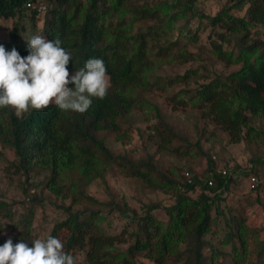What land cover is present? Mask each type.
<instances>
[{
    "label": "trees",
    "instance_id": "16d2710c",
    "mask_svg": "<svg viewBox=\"0 0 264 264\" xmlns=\"http://www.w3.org/2000/svg\"><path fill=\"white\" fill-rule=\"evenodd\" d=\"M228 1L230 7L244 9L245 15L230 14L224 7L215 15H204L203 25H178L182 42L180 37L173 39V24L188 13L194 14L195 0H46L43 12L39 0H0L1 18L19 20L28 14L34 27L41 13L40 35L62 41L61 46L71 53L70 73L83 68L88 59L100 58L111 79L107 96L93 98L83 114L51 105L41 111L30 109L18 118L13 109H0V142L12 147L15 169L28 176L38 169L45 174L43 187L55 197L69 200L66 216L54 223L49 234L64 243L76 264H141L139 255L155 264H222L217 256L223 252L206 235L223 214L219 204L232 183L231 175L211 169L206 176L212 180L210 185L198 179L189 181L184 173L185 180L179 181V169L172 177L147 159L134 161L114 153L98 132L110 131L122 143L130 141L133 112L150 104L146 95L175 83L184 84L194 73L190 68L164 78L158 70L173 57L181 63L193 59L186 46L197 43L204 28L216 57L239 66L228 74L203 78L191 87L185 85L177 104L190 102L201 109L233 142L264 143V130L252 124L256 119L264 121V39L243 41L251 25H264V0ZM217 27L223 30L217 31ZM18 33L17 27H12L8 39H0V44L8 51L15 47L26 57L28 39H19ZM234 35H239L237 49L223 48ZM149 112L156 118L151 128L158 135L160 152L179 156L203 153L200 144L190 143L163 119L155 103ZM251 161L264 168V155L259 153ZM111 165L147 187L171 191L174 201L164 207L166 219L152 213L155 205H147L141 215L132 216L122 232L104 233L99 222L103 208L97 206L87 187L95 179H103ZM198 184L201 189L192 196ZM1 204L4 217L9 216V205ZM260 204L264 210V199ZM76 205L78 209L72 210ZM29 217L25 215L20 225L8 231L0 223V245L11 238L14 244L24 241L32 246ZM250 230L241 217L228 218L222 241L229 245L230 264H244ZM126 240L124 249L115 246ZM256 244L255 254L263 258L264 237ZM77 251L83 252L82 262L76 259Z\"/></svg>",
    "mask_w": 264,
    "mask_h": 264
},
{
    "label": "rangeland",
    "instance_id": "374dc122",
    "mask_svg": "<svg viewBox=\"0 0 264 264\" xmlns=\"http://www.w3.org/2000/svg\"><path fill=\"white\" fill-rule=\"evenodd\" d=\"M147 1L152 3L161 0ZM230 3L228 0H195L194 14L188 13L173 24V39L180 37L184 42L178 32V25L186 22L190 25H203L206 23L204 15H215L224 7L230 14L245 15L244 9L237 10L233 6L230 7ZM39 4L43 12L46 0H39ZM41 18L40 13L33 27L28 14L19 20L0 17V39L7 40L12 27H17L19 39H30L33 35H40ZM20 26H24L25 30L19 29ZM203 29L199 32V41L186 46L193 52V59L181 63L179 59L173 57L172 60H165L158 70L164 78L182 74L190 68L194 73L190 74L184 84L175 83L146 95L150 104H147L143 110L133 112L131 140L122 143L115 138L114 133L106 130L98 132V136L103 138L105 144L114 153L124 154L134 161L147 159L158 171L166 172L172 177L175 175V170L179 169L176 175L179 181L187 178L185 175L184 178L182 174L186 170L192 176L202 178L209 175L211 169L217 173L228 172L233 180L229 189L223 193L219 204L223 214L218 215L219 218L211 232L206 235V239L223 252L217 256L219 263L230 264L229 245L224 244L222 238L228 229V218L231 215L239 216L251 229L247 236L249 246L244 264H264V257L258 258L255 254L256 242L264 237V210L260 204V201L264 199V168L251 161L259 153L264 155V143H258V140L253 144V141L246 142L244 139L233 142L225 131L202 113L201 109L188 101L184 105L177 104L178 99L183 96L181 93L185 85L191 87L204 81L203 78H213L216 74H228L239 66V63L228 64L216 57L205 38L206 32H203ZM222 30L221 27H217V31ZM248 30L243 41L264 39L263 24H253ZM238 36H231L229 42L224 43L223 48L236 50ZM152 103L158 106L163 119L173 126L178 134L190 143L200 144L203 153L179 156L167 151L160 152L156 146L158 135L151 128L156 121L154 115L149 112ZM252 124L264 130V121L256 119L252 121ZM0 153V223L3 224L5 231L12 230L13 227L20 225L21 221H24L23 217L27 215V217L30 216L33 238L46 237L54 223L66 216L65 207L69 205V200L57 198L45 189L42 185L45 174L38 169L30 176L18 172L14 165L12 147L8 143L0 142ZM251 173L258 175L257 190L249 188L248 176ZM200 186L198 184L195 192L190 194L195 196L200 191ZM87 191L97 200V206L103 208L99 213L102 216L99 222L101 230L109 234L122 232L125 227H128V221L132 216L141 215L147 205H155L152 213L160 219H166L164 207L174 201L171 191L164 192L147 187L140 180L124 175L116 165H111L107 169L103 179L97 178L92 181ZM1 203L9 205L11 213L9 216L4 217ZM78 207L76 205L71 209H78ZM254 237L257 240H254ZM127 243L128 240L115 246L124 249ZM207 249L206 244L204 251ZM76 259L78 262L83 261L82 251H77ZM138 262L155 264L141 255L138 257Z\"/></svg>",
    "mask_w": 264,
    "mask_h": 264
},
{
    "label": "clouds",
    "instance_id": "9594fccd",
    "mask_svg": "<svg viewBox=\"0 0 264 264\" xmlns=\"http://www.w3.org/2000/svg\"><path fill=\"white\" fill-rule=\"evenodd\" d=\"M26 41V57L15 47L8 51L0 44V109H13L18 118L30 109L41 111L51 105L83 114L93 98L107 96L111 79L103 59H88L83 68L70 73L71 53L59 38L33 35ZM31 245L7 239L0 245V264H76L64 243L51 234Z\"/></svg>",
    "mask_w": 264,
    "mask_h": 264
},
{
    "label": "built area",
    "instance_id": "2783aa9c",
    "mask_svg": "<svg viewBox=\"0 0 264 264\" xmlns=\"http://www.w3.org/2000/svg\"><path fill=\"white\" fill-rule=\"evenodd\" d=\"M227 172H224L223 174H225ZM184 175L188 178L189 181H192L194 179H198V180H201V181H205L207 182L209 185L212 184V180L207 178V177H195V176H192L188 170L184 171ZM258 182H259V178H258V175L255 174V173H251L249 174L248 176V184H249V188L251 190H255L257 188V185H258Z\"/></svg>",
    "mask_w": 264,
    "mask_h": 264
}]
</instances>
